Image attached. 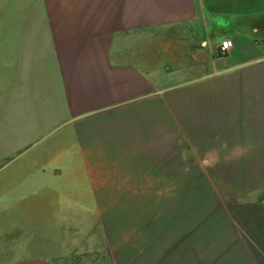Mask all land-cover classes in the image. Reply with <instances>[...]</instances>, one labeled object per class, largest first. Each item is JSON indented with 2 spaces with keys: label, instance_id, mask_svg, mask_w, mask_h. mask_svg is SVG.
<instances>
[{
  "label": "crops",
  "instance_id": "obj_1",
  "mask_svg": "<svg viewBox=\"0 0 264 264\" xmlns=\"http://www.w3.org/2000/svg\"><path fill=\"white\" fill-rule=\"evenodd\" d=\"M72 253L264 264V0H0V264Z\"/></svg>",
  "mask_w": 264,
  "mask_h": 264
},
{
  "label": "rangeland",
  "instance_id": "obj_2",
  "mask_svg": "<svg viewBox=\"0 0 264 264\" xmlns=\"http://www.w3.org/2000/svg\"><path fill=\"white\" fill-rule=\"evenodd\" d=\"M23 2L25 3V0H23ZM32 15L35 17V19H38V18L41 17L42 13L41 12H33V13H31V12H26V11H20L18 13V19L21 22L22 20L27 19V17H30ZM8 18H9V16H7L6 14L3 15V21H6ZM182 35H185V34L183 33ZM217 55H219L218 52H217ZM180 57L182 58L181 59V61H182L181 67L190 66L191 64H193L195 66V68H194V76L203 75V74H205V72L208 71V68L207 69L204 68V65L205 66L207 65L206 58L204 60H202L201 58H196L192 62V60H191V54H190V52H187V51L182 52L180 54ZM184 72H185V70H183V73ZM182 78H186V76L179 77V79H182ZM66 261H67L66 264H90L91 257H90L89 254L88 255H85L84 253H82V254L74 255L72 253V254L68 255ZM99 264H107V259H106V256L105 255L104 256H101L100 255V257H99Z\"/></svg>",
  "mask_w": 264,
  "mask_h": 264
},
{
  "label": "built area",
  "instance_id": "obj_3",
  "mask_svg": "<svg viewBox=\"0 0 264 264\" xmlns=\"http://www.w3.org/2000/svg\"><path fill=\"white\" fill-rule=\"evenodd\" d=\"M234 47V41L232 38H227L222 40L220 46L218 47V54H226Z\"/></svg>",
  "mask_w": 264,
  "mask_h": 264
}]
</instances>
